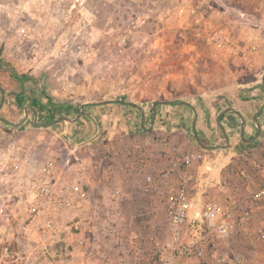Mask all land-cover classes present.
<instances>
[{
	"label": "rangeland",
	"instance_id": "1",
	"mask_svg": "<svg viewBox=\"0 0 264 264\" xmlns=\"http://www.w3.org/2000/svg\"><path fill=\"white\" fill-rule=\"evenodd\" d=\"M72 1L0 0V78L16 69L36 73L47 105L40 108V125L61 115L74 119L84 104H113L106 112L86 106L93 116L79 120L90 140L79 147L29 124L0 131V264H157L169 250L165 203L182 176L162 148L167 138L160 132L141 136L135 130L141 115L131 113L136 108L115 102L140 105L146 129L154 101L193 105L204 95L200 101L233 102L264 71V0H84L74 8ZM51 93L62 101L59 108L48 107ZM158 145L172 159L159 176L142 167L141 157L148 147L158 152ZM46 153L57 162L55 183L78 203L57 217L48 199L27 191L42 180ZM132 163L138 169H130ZM249 172L232 196L248 194L257 180V170ZM148 176L154 184L146 187ZM115 204L121 215L112 224ZM33 206L36 213L29 211ZM259 214L250 234L216 243L214 254L239 253L246 264H264V243L253 233L264 229V207ZM48 218L58 221L57 228L47 226ZM71 219L82 221L81 231Z\"/></svg>",
	"mask_w": 264,
	"mask_h": 264
},
{
	"label": "crops",
	"instance_id": "2",
	"mask_svg": "<svg viewBox=\"0 0 264 264\" xmlns=\"http://www.w3.org/2000/svg\"><path fill=\"white\" fill-rule=\"evenodd\" d=\"M6 72L8 76L5 75L0 78V87L5 91V102L0 110V117L13 123L26 121L21 126H11L10 124L0 121V131L6 134L9 130L8 128L20 129L28 126V124L33 129H40L34 127L35 114L32 110L37 112L38 124L40 125V119H44V117L41 118V115L43 116L44 113L40 112V108H46L47 105L45 106L42 100L44 91L42 89H36V73L33 72L25 75V73L19 69ZM263 73L264 71L260 74V79ZM40 94L41 96H39ZM49 96L52 97L51 102L53 105L48 103V107L52 106V108H59V104H62V101H60V99H54L55 93H51ZM1 97L2 93L0 91V101ZM198 97L202 98L204 95ZM205 97L208 98L209 96ZM200 98L197 99L200 102L199 104L193 102V105L189 103L158 105L153 128L152 113V120L149 127L150 130L152 129L151 132H146L142 129L141 117L139 125L135 129H140L142 133L141 136L151 135L154 137L155 133L160 132L167 140H170L173 144L179 145L184 151L203 152L204 160L192 168L194 169V177H197L199 180V184H194L192 189L194 205L198 206L193 215V219L200 218V205L206 202L224 203L236 197L232 196L233 191L237 193L243 189L242 184L244 183L245 185L246 183L243 182V179L246 175H250V169H255L257 172L260 170L258 169L260 166H256L258 164L257 161H259L261 165L260 168H264V109H262L264 104V89L262 88L261 80L256 81L251 87L242 89L239 97L233 99L231 103L227 100L212 103L209 101L204 102L203 100L200 101ZM115 103L118 104L117 102ZM187 104L196 108L198 113L196 121L194 120V111ZM112 105L111 103H107L106 105H100L99 108L102 109L101 112H106ZM123 105L125 104L115 106L123 107ZM228 108H232L234 111L224 113L221 119V124L224 126L230 139L227 145L226 137L218 126L217 117L222 111ZM259 111L260 113L257 117V121L261 125V134L257 138L258 128L253 118ZM27 112L28 116L26 114ZM131 113L136 117L140 115L137 109H132ZM84 116L86 119L90 120V117L93 115L86 112ZM57 117L58 116H54V118ZM243 118L246 121V125H243ZM81 121L82 120H78L70 124L62 122L52 125L47 128V130L57 131L60 135L56 136V138L72 141L76 147L83 146L89 142L90 138H88L87 129L82 125ZM130 123H135V117H132ZM97 130L99 133V127H97ZM180 134H183V140L180 139ZM136 136L139 137V135ZM149 143L152 144L150 140ZM158 148L157 152L155 147H148L141 156L146 159L142 161L144 165L142 167L144 169H153V172L157 176L163 172L160 169H167L170 160L173 159L171 155L169 156H171L172 159L171 157L169 159L168 155L162 153L159 145ZM138 159L139 156L135 158L134 163ZM129 166L131 167L130 169H138V165L136 166L133 163ZM113 167L117 169V167ZM128 172L133 171L128 170ZM145 185L146 187L149 186V184H144V186ZM263 207L264 206L256 209V219L261 214H259V212ZM255 224L258 225L256 221L254 225ZM219 242L220 241H216L213 243L212 248ZM241 244H243V241ZM189 261H186L184 264H187Z\"/></svg>",
	"mask_w": 264,
	"mask_h": 264
},
{
	"label": "built area",
	"instance_id": "3",
	"mask_svg": "<svg viewBox=\"0 0 264 264\" xmlns=\"http://www.w3.org/2000/svg\"><path fill=\"white\" fill-rule=\"evenodd\" d=\"M84 0H73V8L83 5ZM87 23L81 24V28H87ZM125 40V39H124ZM162 148L174 157L172 171L180 172L181 182L175 194L170 196L165 203V214L170 222L171 233L167 243L168 252L157 264H184L191 259H197L199 264H246L242 254H214L212 245L216 241L229 242L241 236H247L256 221V209L264 206V168L258 170L257 180L250 183L249 192L244 197H234L227 202H206L200 205L198 219H193L196 208L191 192L193 185L199 184L198 178L194 177V166L204 160L201 151H184L179 145L171 141H163ZM15 170H20L16 164ZM57 169L56 159L51 154H44L40 166L43 177L40 182L30 184L27 191L33 196L48 199L51 205L53 217H57L77 207L74 195L67 187L55 183L54 175ZM151 176L146 179V184H154ZM202 188V187H201ZM36 193V194H35ZM121 191L116 190L113 194L117 202ZM79 197L84 198L82 190ZM111 222L116 224V218L120 217L119 208L116 204L112 207ZM0 207V215L3 213ZM30 212L36 213L37 207L33 206ZM76 230H82V221L74 222ZM47 226L51 229L57 228L58 221L48 218ZM114 225L110 228L114 229ZM257 240L264 243V229L258 228L253 232Z\"/></svg>",
	"mask_w": 264,
	"mask_h": 264
},
{
	"label": "water",
	"instance_id": "4",
	"mask_svg": "<svg viewBox=\"0 0 264 264\" xmlns=\"http://www.w3.org/2000/svg\"><path fill=\"white\" fill-rule=\"evenodd\" d=\"M261 82H262V88L264 89V73H263V75H262V78H261ZM0 91H1V93H2V97H1V101H0V110H1V108L3 107V105H4V102H5V91H4V89L3 88H1L0 87ZM118 104H125V105H128V106H132V107H134V108H136L137 110H139L140 111V115H141V127H142V129L144 130V131H146V132H151V130L150 129H145V123H146V115H145V111H144V109L140 106V105H138V104H136V103H126V102H124V101H116ZM172 102H161V101H154L153 103H152V113H153V121H152V128H153V125H154V118H155V116H156V113H157V106L159 105V104H171ZM105 105V104H107V102H102V103H99V102H93V103H89V104H84V105H82L81 106V111H80V113L78 114V115H76V117L74 118V119H71V118H69V117H67V116H61V117H59L58 119H55V120H53V121H51V122H48V123H45V124H42V125H39L38 124V116H37V112L35 111V110H32L33 112H34V114H35V118H34V127H36V128H40V129H47V128H49V127H51L52 125H56V124H60V123H62V122H69V123H75V122H77L82 116H84L85 114H86V112L87 111H85V107L86 106H91V105ZM187 105H189V104H187ZM191 108H192V110L194 111V120L196 121L197 120V118H198V113H197V110H196V108L195 107H193V106H191V105H189ZM31 109V108H30ZM262 109H264V104H263V106H262ZM229 111H234V109H232V108H228V109H225L224 111H222L219 115H218V117H217V123H218V126L220 127V129L223 131V133H224V135H225V137H226V142H227V145L229 144V142H230V139H229V136L227 135V133H226V130H225V128H224V126L221 124V119H222V116H223V114L224 113H226V112H229ZM236 112V111H235ZM237 114H239L238 112H236ZM259 113H260V111L259 112H257L255 115H254V122L256 123V125H257V128H258V134H257V138L260 136V134H261V125H260V123L257 121V117H258V115H259ZM27 114V116H28V112L26 113ZM0 121H2V122H5V123H7V124H10L11 126H21V125H23L24 123H25V121L24 122H21V123H13V122H10V121H8L7 119H4V118H1L0 117ZM243 125H246V121H245V119L243 118ZM251 142V141H250Z\"/></svg>",
	"mask_w": 264,
	"mask_h": 264
},
{
	"label": "bare ground",
	"instance_id": "5",
	"mask_svg": "<svg viewBox=\"0 0 264 264\" xmlns=\"http://www.w3.org/2000/svg\"><path fill=\"white\" fill-rule=\"evenodd\" d=\"M139 111V110H138ZM140 112V111H139Z\"/></svg>",
	"mask_w": 264,
	"mask_h": 264
}]
</instances>
